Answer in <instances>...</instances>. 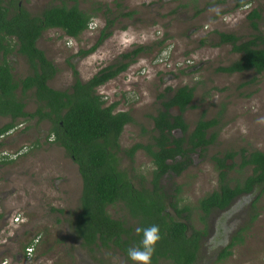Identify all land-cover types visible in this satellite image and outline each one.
<instances>
[{
  "label": "rangeland",
  "instance_id": "obj_1",
  "mask_svg": "<svg viewBox=\"0 0 264 264\" xmlns=\"http://www.w3.org/2000/svg\"><path fill=\"white\" fill-rule=\"evenodd\" d=\"M238 1L246 2V5L237 7ZM77 2L79 8L93 14L88 28L78 38L51 28L37 42L38 48L58 69L50 82L52 87L68 89L76 77L74 71L84 82L102 68L116 63L121 54L138 46L145 48L125 71L97 88L105 105L116 102L115 111H127L132 118V122L124 126L119 139L122 154L134 144L151 142L153 116L161 101L178 87L187 85L194 89L191 106L183 114L188 133L200 118L218 120L217 125L208 131L209 134L216 132L214 142L204 151L197 150L192 154L190 166L178 177L182 201L179 205L191 207V226L201 229L196 205L201 197L217 189L219 171L215 156L235 152L227 161L231 165L228 177L234 185L252 172L251 167L241 169L237 166L243 161L241 150L264 153V71L260 74L254 70L228 74L217 70L239 57L230 44H217L218 33H233L241 41L249 39L256 33L248 19L254 8L261 15L260 19H255L257 32L264 38V0ZM22 3L32 12L39 13L59 1L22 0ZM66 3L72 4L73 1L66 0ZM111 19L114 23L105 31L110 34L94 51L76 56L79 50L94 46L107 20ZM11 57L8 60L14 66L16 78L18 71L23 72L25 66L19 63L16 52ZM172 111L177 112L176 109ZM8 121L9 118L0 117V126ZM49 128L48 121L35 125L34 120H29L19 123L16 131L0 142V152L7 153L0 159V221L5 210H11L8 211L10 216L6 227L0 229V244L14 232L23 237L18 241H7L6 248L12 252H6L3 257L8 264H98L99 261L125 264L115 247L96 248L95 259L83 247L75 245L77 240L70 247L68 238L71 234L68 233L65 222L68 215L65 213L77 210L73 207L79 201L81 180L76 165L61 149L44 140ZM122 158L123 155L121 168L130 171L133 178L149 180L152 166L143 151L136 152L132 159L127 155ZM251 198L253 202L255 196ZM233 204H236V211L229 219L230 222L236 220L243 241L231 248L229 257L218 260L221 245L218 242L223 233L212 237V232L221 230V226L229 221L224 213L213 212L206 219V234L200 244L197 264H264V191L257 199L255 209L248 208L249 203L244 197ZM58 208L63 212H58ZM107 211L130 225L131 220L126 218L120 204L109 206ZM17 216L22 218L21 223L13 222ZM233 234L229 233L227 237L231 240ZM37 235L41 239L34 254L27 259H18V243L28 242ZM228 239L226 244H229Z\"/></svg>",
  "mask_w": 264,
  "mask_h": 264
},
{
  "label": "trees",
  "instance_id": "obj_2",
  "mask_svg": "<svg viewBox=\"0 0 264 264\" xmlns=\"http://www.w3.org/2000/svg\"><path fill=\"white\" fill-rule=\"evenodd\" d=\"M57 1V5L46 7L33 16L23 7H18L19 0H0V117L10 120L0 126V135L11 129L18 118L29 120L37 117L36 125L45 120L50 122V132L56 137L54 144L63 148L80 175L79 210L70 222L71 230L80 240V245L101 248L114 246L127 253L130 246H139L142 239V233L137 234L136 228L155 224L160 228L161 239L155 246L151 263H157L159 258L171 260L173 264L196 263L202 236L206 234V225L202 229L191 226L192 210L186 204L180 206L178 203V220L169 218L163 212L157 177L159 172L168 171L170 165L166 159L175 160L178 155V161L173 164L175 169L178 166L174 170L180 173L191 163L192 154L197 150L204 151L212 144L216 132L209 134L208 131L217 125L218 120L200 118L188 133L183 114L191 106L194 89L187 85L174 89L170 96L161 101L160 108L153 116V130L157 133L154 136L155 143H137L124 150V154L130 158L137 150H143L157 164L154 189L145 188L143 183L136 188L130 178L118 169L119 158L116 155L121 151L119 139L123 128L132 122V118L127 111L116 112V102L105 105L97 88L125 71L145 48L138 46L121 54L116 63L102 68L84 82L74 71L75 80L67 90L48 87L46 81L57 73V68L37 47L36 40L43 31L50 28H58L68 37L78 38L88 28L93 15L79 8L77 0H71L72 4L66 3V0ZM243 5L246 2L238 1L236 4L237 7ZM260 17L256 8L248 14L250 26L256 33L247 40L241 41L233 33H218L217 44H230L232 51L239 54L230 64L218 67V71L228 74L248 70L260 74L264 71V38L257 32L255 21ZM113 23V19L107 20L94 46L79 50L76 56L94 51L102 39L110 34L105 31ZM13 51L27 58L34 69L32 74L23 79H14L8 60V55ZM33 86L36 88L38 107L35 112L29 113L23 109L24 103L17 98L15 91L21 87L24 92ZM170 109H176L178 114L172 115ZM174 128H178L181 135L170 140ZM241 151L243 161L237 166L241 169L251 167L252 172L234 185L228 177L231 165L227 161L234 157L235 152H226L222 157L215 156L219 171L218 189L201 197L196 205L198 220L203 224H206L212 209H225L234 199L242 198L243 195L255 196L250 207L255 209L257 199L264 191V153ZM117 203H121L134 220L132 226L128 227L125 221L113 218L107 211L108 205ZM241 231L238 230L229 244L218 251V260L229 257L231 248L243 241Z\"/></svg>",
  "mask_w": 264,
  "mask_h": 264
},
{
  "label": "flooded vegetation",
  "instance_id": "obj_3",
  "mask_svg": "<svg viewBox=\"0 0 264 264\" xmlns=\"http://www.w3.org/2000/svg\"><path fill=\"white\" fill-rule=\"evenodd\" d=\"M18 7H23L24 9H26V11H28L31 15H33V16H35V15H38L39 13H41L42 11H43V9L39 12V13H36V12H32L28 7L26 8L24 5H23V3H22V0H19V2H18ZM49 7V6H48ZM46 8V7H45ZM44 8V9H45ZM51 29V28H50ZM47 30H49V29H47ZM47 30H45V31H47ZM45 31H43L42 32V34L45 32ZM42 34H41V36H42ZM41 36L36 40V45H37V42H38V40L41 38ZM37 47H38V45H37ZM40 49V48H39ZM43 51V50H42ZM44 52V51H43ZM13 53H15V51H13L10 55H8V58H10L11 57V55L13 54ZM17 54V53H16ZM44 55H45V57L47 58V56H46V54H45V52H44ZM18 56L20 57V59L18 58V60H19V63L20 62H22V64L25 66V70L22 72V71H18L19 72V74H17L16 75V78L14 77V79H16V80H19V79H23L24 77H26L27 75H30V74H32L33 73V71H34V69H33V67H32V65L27 61V58L24 56V55H20V54H18ZM13 57V56H12ZM11 57V58H12ZM48 59V58H47ZM49 61H51L50 59H48ZM52 62V64H54V62L53 61H51ZM9 64H10V66H11V68H13L14 66H13V64L12 63H10L9 62ZM55 65V64H54ZM57 68V67H56ZM15 69V68H14ZM20 72H22V73H20ZM12 73H13V69H12ZM57 73H58V69H57ZM57 73L52 77V78H50V79H48L47 81H46V85L48 86V87H50V88H53V89H56V90H60V91H64V90H67V89H57V88H54V87H52L51 85H50V82L54 79V77L57 75ZM75 80V79H74ZM74 82V81H73ZM73 84V83H72ZM71 84V85H72ZM70 85V86H71ZM70 88V87H69ZM68 88V89H69ZM22 90V88L21 87H19L15 92H16V96H17V98L18 99H20L23 103H24V110L26 111V112H29V113H33V112H35L36 111V108L38 107V99H37V97H36V94H35V91H36V88L33 86V87H31V88H27L24 92H22L21 91ZM28 101V102H27ZM30 104H33V107H30ZM29 108H32V109H29ZM169 112L172 114V115H175V114H178V111L177 112H175V113H173V111H172V109H170L169 110ZM156 115V114H155ZM29 120H34V122H35V125H36V121H37V117H34L33 119H29ZM28 119H23V118H18L17 120H15L14 122V126L11 128V129H9L8 131H6V132H4V133H2L1 135H0V142L1 141H3V139L6 137V136H8L10 133H13V132H15L16 130V126L19 124V123H22V122H28L29 121ZM10 121V120H9ZM46 121V120H45ZM42 122H44V121H42ZM49 122V121H48ZM18 123V124H17ZM41 123V122H40ZM39 123V124H40ZM49 124H50V122H49ZM38 125V124H37ZM50 127H51V125H50ZM154 129V128H153ZM153 132H154V135L152 136V138H151V144H153V143H155L154 141V136L157 134L156 133V131L155 130H153ZM171 134L172 135H170V140H172L173 139V137H178V136H180L181 135V133H180V131L178 130V128H174V129H172L171 130ZM44 138H46V139H44L45 141H50L51 142V144H53V145H55L54 143H55V139H56V137H55V135H54V133L53 132H50V128H49V130H48V132H47V135L45 134V136H44ZM56 146V145H55ZM57 148H59V149H61L62 151H63V154H65L64 153V150H63V148L62 147H60V146H57ZM138 151H143V150H137L136 152H138ZM135 152V153H136ZM144 153H145V155L148 157V159H149V161H150V165L152 166V169H151V171H150V173L148 174L149 175V180H146V178H141V177H138V178H133L132 176H131V173H130V171H128V170H126L124 167L123 168H121V156L123 155V158L122 159H124L125 158V156H126V154H122L121 152H118L116 155H117V158H119V163H118V169H120L123 173H125L126 174V176L128 177V178H130V180H131V183L136 187V188H139V186H140V183H143V185H144V187L145 188H147V189H149V190H153L154 189V180H155V170H153V166H155V169L157 170V164L154 162V160H153V158L152 157H150V156H148L147 155V153L145 152V151H143ZM7 155V153H5V152H0V159H3V158H5V156ZM66 156V155H65ZM67 157V156H66ZM128 157V156H127ZM68 158V157H67ZM133 158V157H132ZM132 158H130L129 157V159H132ZM69 159V158H68ZM175 160H172V159H166V163L168 164V165H170V167H169V169H168V171H164V172H159L158 174H159V176L157 177V185H158V187H159V189H160V192H159V195H161L162 196V199H160L161 201H162V205H163V212L164 213H166L167 215H168V217L169 218H171V219H175V220H178V203L180 204L182 201H180L181 199V197L179 196V186H178V177L181 175V174H183V172L190 166V164L189 165H187L180 173H178V171H175L176 169H178V166L176 167V169H175V165L173 164L174 163V161H178V155H176V157L174 158ZM128 160V159H127ZM69 161L73 164V162L69 159ZM192 162V161H191ZM75 165V164H74ZM175 169V170H174ZM79 177H80V175H79ZM219 179V178H218ZM217 179V180H218ZM146 182H147V184H146ZM218 185H219V182H218ZM217 189H218V186H217ZM216 190V189H215ZM214 191V190H213ZM213 191H210L209 193H212ZM161 193V194H160ZM79 196H80V194H79ZM242 197H244V201H246V202H248L249 203V205H248V208H250L251 207V205H252V198L251 197H249L248 195H243ZM249 197V198H248ZM253 197V196H252ZM251 198V199H250ZM238 199H240L239 197H237V199H234L232 202H231V204L227 207V208H225V209H212L210 212V214L208 215V216H210L213 212H216V211H218L219 213H224V214H222V215H224V217H227L228 218V220H226L228 223L227 224H225V225H222L221 226V230H219V231H213L212 232V237H217L219 234H222L221 235V237H220V242H218V244L220 245V249H222L225 245H227L226 244V239L227 238H229L228 240H229V242H230V237H227L228 236V234L229 233H236L238 230H240L241 228L240 227H236V220H232V222H230L231 220L229 219L230 218V216H232V214H234L235 213V211H236V204H233V202L235 201V200H238ZM78 200H79V197H78ZM160 201V202H161ZM117 204H120L121 206H122V204L121 203H117ZM184 205V204H183ZM109 206H112V205H108L107 206V210H108V207ZM74 209H77L75 212H74V210H71V214H69V213H65V215H68V217H67V220L65 221L66 222V226H67V229H68V233H70L71 234V236H69V238H68V241H69V245H70V247L73 245V244H75V240H77L78 241V243L77 244H75V245H77V246H80V247H83V250H85L86 252H87V254H89V256L92 258V259H95V252H94V250H96V248L98 249L99 247L98 246H94V245H92V246H82V245H80V240H78L77 238H76V236H75V234L72 232V230H71V225H70V222H71V220L74 218V216H75V214L78 212V210H79V201L76 203V205L73 207ZM122 210L125 212V214L127 215V219H129L130 218V216L126 213V211H125V209L124 208H122ZM197 210V209H196ZM8 211H11V210H5V215L3 216V218H1V221H0V229H3V228H5L6 227V223H7V220H8V218H9V216H10V214L8 213ZM57 211L59 212V211H62L63 212V210L62 209H57ZM74 212V213H73ZM111 216H112V214H111ZM113 217V216H112ZM113 218H115V217H113ZM115 219H118V218H115ZM119 220H122V221H125V224L127 225L128 223V221H126V220H124V219H119ZM130 225H127L128 227L129 226H132L133 224H134V220L132 219V218H130ZM18 222L17 223H21L22 222V218H20L19 216H18V220H17ZM14 223H16V221H13ZM200 222V221H199ZM190 224H191V222H190ZM201 225H202V228H204V226L206 225V228H207V223L206 224H203L202 222H201ZM201 228V229H202ZM208 230V229H207ZM233 234V235H234ZM205 236H202V239L204 238ZM8 239H5L4 238V240H2V244H0V264H8L7 263V260H6V257H3L4 255L3 254H6V252H10L11 251V249L10 248H6V243H7V241H9V240H16V241H18L20 238H23V237H20V236H18V232H14L13 233V235L11 236V237H7ZM40 239H41V237H40V235H37L34 239H32V240H29L28 242H31L30 243V245L29 246H27V247H23V245L25 244V243H28V242H25V243H18V246H17V248H18V250L20 251V254H19V256H17V258L19 259V258H22V257H24V258H30L33 254H34V251H35V249H37L38 248V246L40 245ZM202 239H201V241H202ZM200 244H201V242H200ZM5 245V246H4ZM130 245H133V243H130ZM28 247H31L32 249H31V251H27L26 249L28 248ZM111 247H114V246H111ZM92 248H94L93 250H92ZM116 248V247H115ZM117 249V253L118 254H120V256H122L123 258H124V263L125 264H133V262L132 261H130L129 260V258H128V256H127V253H124L123 251H120L118 248H116ZM12 252V251H11ZM10 252V253H11ZM9 254V253H8ZM217 256H218V252H217ZM86 257V256H85ZM161 262H166V264H173L172 262H171V260H168V259H165V258H159L158 259V262L157 263H155V264H159V263H161ZM198 262V261H197ZM197 262L196 263H193V264H197ZM98 264H106V263H104V261H99L98 262ZM151 264H154V263H151Z\"/></svg>",
  "mask_w": 264,
  "mask_h": 264
},
{
  "label": "clouds",
  "instance_id": "obj_4",
  "mask_svg": "<svg viewBox=\"0 0 264 264\" xmlns=\"http://www.w3.org/2000/svg\"><path fill=\"white\" fill-rule=\"evenodd\" d=\"M153 170H156L155 166H153ZM135 231L137 234L142 233V239L139 246H130L127 249V256L133 264H151L155 246L161 239L160 228L153 224L146 228L138 227Z\"/></svg>",
  "mask_w": 264,
  "mask_h": 264
},
{
  "label": "built area",
  "instance_id": "obj_5",
  "mask_svg": "<svg viewBox=\"0 0 264 264\" xmlns=\"http://www.w3.org/2000/svg\"><path fill=\"white\" fill-rule=\"evenodd\" d=\"M18 220V216L15 218L14 221H17ZM32 248L31 247H28L26 250L29 252Z\"/></svg>",
  "mask_w": 264,
  "mask_h": 264
}]
</instances>
